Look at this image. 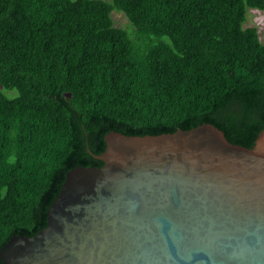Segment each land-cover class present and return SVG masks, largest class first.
Returning a JSON list of instances; mask_svg holds the SVG:
<instances>
[{"label": "trees", "instance_id": "16d2710c", "mask_svg": "<svg viewBox=\"0 0 264 264\" xmlns=\"http://www.w3.org/2000/svg\"><path fill=\"white\" fill-rule=\"evenodd\" d=\"M250 9L264 0H0V249L46 227L67 173L103 165L110 131L212 123L254 146L264 43Z\"/></svg>", "mask_w": 264, "mask_h": 264}, {"label": "water", "instance_id": "95a60500", "mask_svg": "<svg viewBox=\"0 0 264 264\" xmlns=\"http://www.w3.org/2000/svg\"><path fill=\"white\" fill-rule=\"evenodd\" d=\"M105 141L2 264H264V128L252 147L212 123Z\"/></svg>", "mask_w": 264, "mask_h": 264}, {"label": "rangeland", "instance_id": "374dc122", "mask_svg": "<svg viewBox=\"0 0 264 264\" xmlns=\"http://www.w3.org/2000/svg\"><path fill=\"white\" fill-rule=\"evenodd\" d=\"M248 21L246 23L247 26H257L260 34V38L264 43V11L258 9H250L248 11ZM113 17L115 20V24L118 27H123L132 32V28L130 26L128 18L123 13L114 12ZM1 88V86H0ZM5 93L10 96L14 97L18 94L16 90L13 91H6Z\"/></svg>", "mask_w": 264, "mask_h": 264}]
</instances>
